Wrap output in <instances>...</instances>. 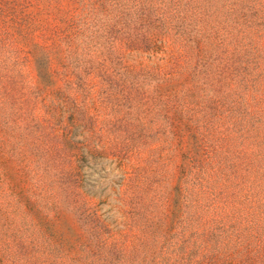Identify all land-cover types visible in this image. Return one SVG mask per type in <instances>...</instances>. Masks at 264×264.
<instances>
[{
  "label": "rangeland",
  "instance_id": "1",
  "mask_svg": "<svg viewBox=\"0 0 264 264\" xmlns=\"http://www.w3.org/2000/svg\"><path fill=\"white\" fill-rule=\"evenodd\" d=\"M0 264H264V0H0Z\"/></svg>",
  "mask_w": 264,
  "mask_h": 264
}]
</instances>
